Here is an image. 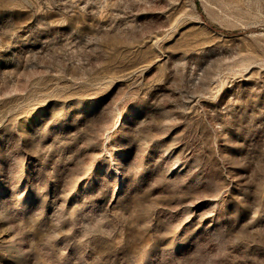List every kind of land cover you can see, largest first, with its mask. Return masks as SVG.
<instances>
[{"label": "rangeland", "instance_id": "rangeland-1", "mask_svg": "<svg viewBox=\"0 0 264 264\" xmlns=\"http://www.w3.org/2000/svg\"><path fill=\"white\" fill-rule=\"evenodd\" d=\"M0 264H264V0H0Z\"/></svg>", "mask_w": 264, "mask_h": 264}]
</instances>
